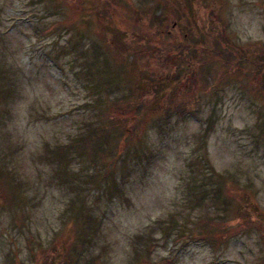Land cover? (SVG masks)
Here are the masks:
<instances>
[{"label": "rangeland", "instance_id": "374dc122", "mask_svg": "<svg viewBox=\"0 0 264 264\" xmlns=\"http://www.w3.org/2000/svg\"><path fill=\"white\" fill-rule=\"evenodd\" d=\"M182 23L262 67L172 55ZM141 64L190 69L147 116ZM0 92V264H264V227L235 209L247 192L264 214V0H0ZM101 121L112 144L83 138Z\"/></svg>", "mask_w": 264, "mask_h": 264}, {"label": "trees", "instance_id": "16d2710c", "mask_svg": "<svg viewBox=\"0 0 264 264\" xmlns=\"http://www.w3.org/2000/svg\"><path fill=\"white\" fill-rule=\"evenodd\" d=\"M189 5H190V2H188V6ZM212 5H213V3L210 2L209 6H212ZM155 18L160 20V23H162V24L165 21L164 20L165 17L163 20H161L160 14H157L154 17V21H155ZM184 18L185 19L191 18L190 15L188 17V11L187 10H184ZM154 21L152 19H150V20L148 19V22L151 24H153ZM186 22L187 23H189V22L195 23L192 19L186 20ZM144 25H145V23H143L142 21L137 23L138 30L136 29L135 33L133 34L134 41L135 42H143L144 44L146 43L148 46L150 44H152L151 42H153V41L160 43V47H162V49L159 52H155V53H154V50H155L154 49L152 53H154L153 56L156 57V60L158 62H162L163 60H165V58L163 56L166 55V53H165V49H163V48H164V44L167 43V41H164V39L161 38V33H158L157 31L147 34L144 31V29H141V28H144ZM179 28L184 29L183 34L185 37H183V38H185V39H184V41H181V42L180 41H175V42L172 41L171 43H169L172 46H174V50L172 51V55H175L177 57H181L185 54H188L190 52L189 49H191L192 52L198 53V55H200V57H202L203 61L205 59H207V56L210 57V53H211V54H213L214 57H216L218 62H221L224 66H228V67L240 66L243 62H249L250 64L253 65V67H255V70H257L259 67H262L261 62L260 63H256L255 61L253 62L249 57H245L243 55H241V56H239L237 54L233 55L230 52V49L228 47H225V48L222 47L221 48V46H220L221 44L219 41H220V39L223 38V35H224L223 29H220L219 31H217L214 34L212 32V30L206 31L205 28H200L196 24H193V26L191 27L192 29H187L185 23H182V24H179ZM162 33H163V30H162ZM168 34L169 33L167 32V36H169ZM160 39H162L161 42H160ZM179 47H183V48H179ZM97 49H98L97 47H94L95 53L98 52ZM143 52H144V50L142 51V53ZM146 54L149 55L148 52H146ZM95 59H96V61L101 60L99 58H95ZM133 59L134 58H132V60L130 59V61H131L130 65H134L131 67H136V63L139 61V58H136V62H134ZM105 65H106V61H105ZM138 67L143 69V71L139 68L140 74L138 75V79H135L134 84H133V87L135 88V91H136V93L134 95L137 96L138 93L141 95V91H146V90H151L153 93H156V94L155 95L153 94V96H152L153 100L151 98H149V99H143V101H140V96L138 98H134V101H132L129 106L132 109V111H138L139 113L145 114V115H146V112H150V111L159 112V111H161L162 110L161 107L155 106L154 97L155 96H163L164 93H166V89H168L170 87L171 83L180 82V81L184 82L186 80V78L188 79V77H189V75H188L189 71L188 70H190L186 66L182 67L181 65H175L173 67L174 71H172V74L174 76H168L167 74L163 75V73L158 74L157 71L156 72L154 71L153 66H149V65L143 66L141 64V65H138ZM160 68L161 69L164 68L162 64L160 65ZM104 71L107 72L108 69L106 70V67H105ZM128 71L129 70L121 71V75L124 74L127 76ZM119 74H120V72L118 73V76H114V75L111 76L110 75V77H106V80L103 83L102 82V75L100 73L99 79L101 81V85H103V87H107L108 91H110L111 88H116L119 85L118 79L123 81V77L120 76ZM170 77H174V79H173L174 82L170 80ZM148 81L150 82V84L147 83ZM96 83H97V81H96ZM97 87H100V86L96 85V93L98 94L99 91H98ZM1 93H3V92H0V94ZM6 96H7V93L4 96V99L6 98ZM4 99L0 98V100H4ZM100 101L102 102L103 100L101 99ZM171 105H172V103H168L165 106V110L170 108ZM101 110L103 111V114H105L107 112V110L105 108H101ZM168 111H170V110H168ZM179 113L180 112L177 111L174 114L181 117V115ZM102 119L103 118H101V120ZM101 122L102 123H100V125L96 124L95 126H92L88 130V133L86 134V136L83 138H88V137H91L92 135H103L105 141L107 143L109 142L110 144H112V140L114 138L111 137L112 135H110L108 132V122L107 121H101ZM79 146L82 150H86L87 148L90 147V146H85L83 144H81ZM103 152H105V149L103 150ZM1 171L2 170H0V172ZM251 199H252V197L249 196V194L246 192L245 195L239 199V202H237V206L235 207V209L240 216H244V218L246 217L248 219L251 217V214H247V211H248V208H250L249 206H251V210H253V213L256 215L257 222H260V225L262 227H264V214L260 215L258 210L251 205ZM253 200L254 199H252V202H255ZM42 264H48V262H45Z\"/></svg>", "mask_w": 264, "mask_h": 264}, {"label": "flooded vegetation", "instance_id": "af4514ba", "mask_svg": "<svg viewBox=\"0 0 264 264\" xmlns=\"http://www.w3.org/2000/svg\"><path fill=\"white\" fill-rule=\"evenodd\" d=\"M175 25V24H174Z\"/></svg>", "mask_w": 264, "mask_h": 264}]
</instances>
